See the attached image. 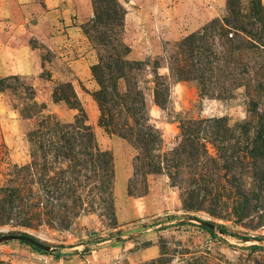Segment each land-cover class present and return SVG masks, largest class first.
<instances>
[{
	"label": "rangeland",
	"instance_id": "374dc122",
	"mask_svg": "<svg viewBox=\"0 0 264 264\" xmlns=\"http://www.w3.org/2000/svg\"><path fill=\"white\" fill-rule=\"evenodd\" d=\"M0 264H264V0H0Z\"/></svg>",
	"mask_w": 264,
	"mask_h": 264
},
{
	"label": "trees",
	"instance_id": "16d2710c",
	"mask_svg": "<svg viewBox=\"0 0 264 264\" xmlns=\"http://www.w3.org/2000/svg\"><path fill=\"white\" fill-rule=\"evenodd\" d=\"M208 231L212 234V235H215V232L212 230V229H208ZM40 252H43L42 254H51L50 252L48 251H43L41 249H39ZM58 258V257H57Z\"/></svg>",
	"mask_w": 264,
	"mask_h": 264
}]
</instances>
